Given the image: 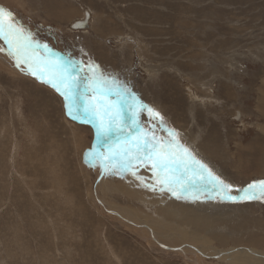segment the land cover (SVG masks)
I'll use <instances>...</instances> for the list:
<instances>
[{
  "label": "rangeland",
  "instance_id": "1",
  "mask_svg": "<svg viewBox=\"0 0 264 264\" xmlns=\"http://www.w3.org/2000/svg\"><path fill=\"white\" fill-rule=\"evenodd\" d=\"M0 7L12 13L5 25L23 23L54 52L126 82L232 185L230 195L264 180V0H0ZM87 11L90 28L72 31ZM20 69L0 52V264H264V201L232 202L211 188L198 199L165 191L162 205L149 200L131 174L85 162L93 126L71 119L54 88ZM138 118L142 140L162 135L147 112ZM150 175L138 168L146 184ZM209 197L235 216L197 232L179 209L166 213L170 200L209 206Z\"/></svg>",
  "mask_w": 264,
  "mask_h": 264
},
{
  "label": "snow or ice",
  "instance_id": "2",
  "mask_svg": "<svg viewBox=\"0 0 264 264\" xmlns=\"http://www.w3.org/2000/svg\"><path fill=\"white\" fill-rule=\"evenodd\" d=\"M11 16V12L0 7V41L6 45V48L0 47V52L10 57L17 68L25 65L26 74L54 88L63 97L66 114L71 119L93 126L96 143L85 153L86 163L107 161V164L101 163L102 169L112 166V174H131L147 190L167 191L177 199L189 195L198 199L199 196L195 195L197 191L211 188L222 199L232 202L264 201V180L236 189L238 195H230L232 185L216 176L188 148L181 145L179 133L166 128L160 114L140 101L126 82L105 73L91 60L85 68L83 60L54 52L47 43L34 39L33 33L23 23H19V26L5 25V18ZM110 85H115V88ZM113 95L118 99L109 101L108 97ZM123 103H128L130 123L125 119ZM140 112H147L150 119L158 120L160 130L166 133L168 139L161 143L153 135L150 139L142 140L141 121L138 118ZM155 130L153 128V132ZM139 167L147 168L152 173V184H146L138 176Z\"/></svg>",
  "mask_w": 264,
  "mask_h": 264
},
{
  "label": "bare ground",
  "instance_id": "3",
  "mask_svg": "<svg viewBox=\"0 0 264 264\" xmlns=\"http://www.w3.org/2000/svg\"><path fill=\"white\" fill-rule=\"evenodd\" d=\"M55 6H57V5H55ZM55 7L53 6V5H51L50 4V6L48 5L47 6V9H54ZM62 17V16H61ZM60 17V18H61ZM65 18H67V17H65ZM64 18V19H65ZM62 19V18H61ZM91 19V18H90ZM84 20V19H83ZM62 21V20H61ZM90 24V23H89ZM72 26V25H71ZM71 26H70V29H71ZM90 28V27H89ZM72 30V29H71ZM73 31V30H72ZM85 31V30H84ZM40 55V54H39ZM20 69V68H19ZM21 70V69H20ZM262 91V90H261ZM261 94H263V93H261ZM261 96V95H260ZM263 96V95H262ZM155 120V119H154ZM157 121V120H156ZM165 122V121H164ZM160 131H162V130H160ZM159 131V132H160ZM158 132V131H157ZM157 132H155L157 135H158V133ZM147 133V132H146ZM152 135V134H151ZM163 135H165V132L164 131H162V135H160V137H159V139H161V141H163L164 142V138L165 137H163ZM148 136H150V135H148ZM162 136V137H161ZM152 136H150V138H151ZM166 139H168V137H166ZM190 140V139H189ZM162 142V143H163ZM194 145V144H193ZM191 146V145H190ZM208 146V145H207ZM203 147V146H202ZM206 149V148H205ZM205 149H203V150H205ZM201 150V149H200ZM199 149H197V151L195 150V152L198 154V153H200L199 155H201L202 156V154H201V151H200ZM211 152V151H210ZM203 158H205V157H203ZM209 158V157H208ZM211 159V158H210ZM249 163V162H248ZM263 166H261V168H262ZM209 168V167H208ZM263 169V168H262ZM103 170V172L106 170V169H102ZM101 170V171H102ZM100 171V172H101ZM213 171H214V169H213ZM212 171V172H213ZM216 172V171H215ZM215 172H213L214 174H215ZM105 173V172H104ZM218 173V172H217ZM215 174L216 176L218 175V174ZM259 173V172H258ZM147 176V175H146ZM150 176H152V175H150ZM222 176V175H221ZM241 176V175H240ZM145 177V176H144ZM218 177H220V175H218ZM259 178H264V170H262L261 172H260V174H259ZM221 179H222V177H221ZM123 180V179H122ZM136 183H138V182H136ZM152 184V183H151ZM106 189V188H105ZM132 190V189H131ZM133 192V191H132ZM146 193H147V196H149V200H152V201H155V202H158L160 205H162L161 204V202L162 201H165L166 200V198H168V197H166L165 195H163V193H161V194H159L158 193V195L155 193V192H152V191H149V190H146ZM209 195V194H208ZM145 196V195H144ZM210 198V197H209ZM212 198V197H211ZM211 198H210V200L209 201H213V198H212V200H211ZM206 199V198H205ZM207 200V199H206ZM141 201V200H140ZM143 201V200H142ZM171 201V200H170ZM169 201V203H168V199H167V201L165 202V204L167 205V203H168V206L170 207V210L169 211H166L165 209V211H166V213H168V214H170V211L171 212H177L178 210H176V209H179L180 210V213H181V215H183V216H185V217H190V218H193L194 219V223H196L197 225H198V227L195 229V230H197V232H201L204 228H207V229H209V226L210 225H213V224H217L218 222H215V220H218V219H221V220H226V218H229L230 219V217H234L235 215H233V213H236V212H234V210L235 209H233V207H232V209H230L227 205H222L221 204V206H218V202L216 203V205H213V203H215V201L214 202H212V204H211V202H209L208 204H209V206L208 205H206V201L204 202V201H202L201 200V202H204L205 204L204 205H195L194 203V205H189V204H187L186 202L185 203H179V201L180 200H178V202H170ZM181 202V201H180ZM192 202H194V201H192ZM227 202V201H226ZM106 203V202H105ZM189 203L190 204H192L190 201H189ZM196 203H198V202H196ZM225 203V202H224ZM227 204V203H226ZM220 205V204H219ZM232 205H233V203H232ZM231 205V206H232ZM234 206V205H233ZM162 209V208H161ZM171 209H173V210H171ZM167 210H168V208H167ZM175 210V211H174ZM255 210V209H254ZM161 211V210H160ZM237 211V210H236ZM239 211V210H238ZM240 212V211H239ZM127 214H129V213H127ZM228 214L229 215H231V216H228ZM239 214H242V213H239ZM162 215H163V213H162ZM249 215V214H248ZM128 217V216H127ZM236 218V217H235ZM171 219V218H170ZM179 219V218H178ZM172 220V219H171ZM233 220V219H232ZM235 220V219H234ZM227 221V220H226ZM244 221V220H243ZM233 222V221H232ZM239 222H241V221H239ZM143 223V222H142ZM170 224V223H169ZM215 224V225H216ZM228 224V223H227ZM231 224V223H230ZM238 224V223H237ZM187 225V224H186ZM225 225V224H224ZM234 225V224H233ZM233 225H231V227H234ZM236 226V225H235ZM248 226V225H247ZM128 227V226H127ZM179 227V226H178ZM237 227V226H236ZM192 228V227H191ZM230 228V227H229ZM235 228V227H234ZM239 228V227H238ZM147 229H149L148 227H147ZM174 229V228H173ZM176 230V229H175ZM194 230V229H193ZM215 230V229H214ZM206 231V230H205ZM214 232V231H213ZM212 233V232H211ZM225 234V233H224ZM222 235V234H221ZM205 237V236H204ZM208 237V236H207ZM219 237V236H218ZM246 237V236H245ZM212 238H214V237H212ZM252 238V237H251ZM189 240V239H188ZM211 240V239H210ZM214 240V239H213ZM218 241H221V242H223V239H222V237L220 238V239H217ZM247 240V239H246ZM253 241V240H252ZM211 242V241H210ZM217 242V241H216ZM220 242V243H221ZM225 242H226V240H225ZM249 242V241H248ZM149 243V242H148ZM206 243V242H205ZM225 243H223V245H224ZM220 245H222V244H220ZM167 248V247H166Z\"/></svg>",
  "mask_w": 264,
  "mask_h": 264
},
{
  "label": "water",
  "instance_id": "4",
  "mask_svg": "<svg viewBox=\"0 0 264 264\" xmlns=\"http://www.w3.org/2000/svg\"><path fill=\"white\" fill-rule=\"evenodd\" d=\"M90 13L87 11L85 13V18L84 20L77 21L75 22L72 26L71 29L73 31H84L89 28V22H90ZM47 78V77H46Z\"/></svg>",
  "mask_w": 264,
  "mask_h": 264
}]
</instances>
